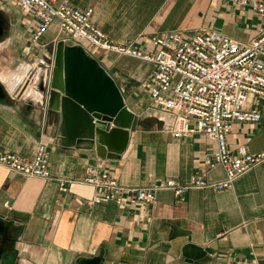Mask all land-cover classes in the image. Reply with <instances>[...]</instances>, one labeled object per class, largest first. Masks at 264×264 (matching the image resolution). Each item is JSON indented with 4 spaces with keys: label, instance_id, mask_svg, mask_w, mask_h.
I'll list each match as a JSON object with an SVG mask.
<instances>
[{
    "label": "crops",
    "instance_id": "1",
    "mask_svg": "<svg viewBox=\"0 0 264 264\" xmlns=\"http://www.w3.org/2000/svg\"><path fill=\"white\" fill-rule=\"evenodd\" d=\"M69 1L77 9H92V25L116 44L172 31L191 36L200 30L249 41L258 23L251 12L225 0ZM13 38L9 36L5 46L0 43V59L7 69L0 72L23 77L14 91L12 84L0 82L6 92L0 100V152L31 160L37 146L44 144L51 179H27L0 167V216L21 232L14 255L0 264H78L94 257H100L101 264H189L180 254L187 240H171L173 231L189 232L191 243L207 253L192 264H264V161L222 192L191 190L179 200L160 191L151 205H89L96 192L76 182L95 165L127 189H148L167 179L186 184L194 174L220 182L223 171L206 172L202 163L215 143L202 135L174 140L163 124L167 120L148 114L152 110L143 84L152 64L94 51L93 58L113 79L136 118L121 155L108 153L101 159L103 154L89 151L88 145L68 144L59 117L46 112L38 90L42 79L37 76L32 96L30 90L20 92L37 72L43 77L45 73L48 84L54 57L48 43L53 37L47 36V45L36 50L11 47ZM228 144L264 155V117L254 126L236 125ZM61 179L76 184L62 193Z\"/></svg>",
    "mask_w": 264,
    "mask_h": 264
},
{
    "label": "built area",
    "instance_id": "2",
    "mask_svg": "<svg viewBox=\"0 0 264 264\" xmlns=\"http://www.w3.org/2000/svg\"><path fill=\"white\" fill-rule=\"evenodd\" d=\"M7 1L32 16L30 42L34 47H45L50 35L54 44L62 41L65 46L81 47L91 58L97 51L152 64L154 69L143 88L152 110L167 120L161 119L170 136L187 140L202 135L215 143L214 150L204 153L202 163L206 172L223 171L220 182L194 174L186 184L167 179L148 189H127L95 165L76 182L96 192L89 205H151L160 191H169L179 200L191 190L222 192L264 161L263 154H250L244 145L232 148L228 144L236 125L254 126L264 117V0H225L257 18L256 35L249 41L200 30L191 36L180 31L140 36L124 44L113 43L92 25V9H77L69 0ZM36 82V74L29 76L20 92L35 88ZM0 167L27 179H51L44 144L37 146L31 160L0 152ZM76 183L58 180L59 190L66 193Z\"/></svg>",
    "mask_w": 264,
    "mask_h": 264
},
{
    "label": "water",
    "instance_id": "3",
    "mask_svg": "<svg viewBox=\"0 0 264 264\" xmlns=\"http://www.w3.org/2000/svg\"><path fill=\"white\" fill-rule=\"evenodd\" d=\"M8 27V20L0 13V40ZM53 55L48 84H40L38 90L44 100L47 99L46 102L43 100L46 112L59 117L66 142L76 146L88 145L89 151L103 154L101 159H105L108 153L121 155L128 143V130L133 128L136 117L126 108L113 79L81 47L65 46L59 41L53 47ZM5 98L6 92L0 87V100ZM20 234L10 220L0 216V261L14 255ZM178 237L187 240L180 248L186 263L192 264L207 256L202 248L191 243L189 232L177 234L173 231L171 240ZM101 262L100 257H94L78 264Z\"/></svg>",
    "mask_w": 264,
    "mask_h": 264
},
{
    "label": "rangeland",
    "instance_id": "4",
    "mask_svg": "<svg viewBox=\"0 0 264 264\" xmlns=\"http://www.w3.org/2000/svg\"><path fill=\"white\" fill-rule=\"evenodd\" d=\"M0 13L9 22V27L4 37L0 40V43H2L3 46L6 45V42L8 41L7 39L10 36V37H15L13 39H10L9 41V45L11 47H28L35 50L42 48L41 47L42 45L39 47H34L30 42V29H31V20H32V16L30 14H25L22 10H20L16 6H13L11 3H9L6 0H0ZM54 42L55 39L52 38V42L48 43V48L53 47L55 45ZM21 64L22 62L17 63L16 67H19ZM1 70L6 71L2 63V60L0 59V71ZM150 109L152 110L151 107ZM148 114H159V113L158 112L156 113V111L152 110V113L149 111Z\"/></svg>",
    "mask_w": 264,
    "mask_h": 264
},
{
    "label": "bare ground",
    "instance_id": "5",
    "mask_svg": "<svg viewBox=\"0 0 264 264\" xmlns=\"http://www.w3.org/2000/svg\"><path fill=\"white\" fill-rule=\"evenodd\" d=\"M7 70V69H6ZM23 74H21V75H15V76H13V75H10V74H8V73H6V72H0V81L3 83V84H9V85H11L10 86V88L12 87H14L15 88V86H16V83H18V82H20L21 81V79H22V76ZM37 76H38V81H40L41 79H43L44 77H45V73H44V77L43 76H39V73L37 72V74H36V78H37ZM27 80V79H26ZM16 81V82H15ZM15 82V83H14ZM7 87H9V86H7ZM22 87V86H21ZM14 88L13 89H11V91H13L14 90ZM9 89V88H8ZM30 92V95L32 96V94H33V92H32V90H30L29 91ZM29 94V93H28Z\"/></svg>",
    "mask_w": 264,
    "mask_h": 264
}]
</instances>
